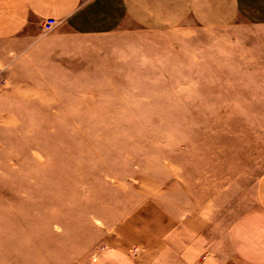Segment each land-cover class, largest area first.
Masks as SVG:
<instances>
[{"label": "rangeland", "instance_id": "374dc122", "mask_svg": "<svg viewBox=\"0 0 264 264\" xmlns=\"http://www.w3.org/2000/svg\"><path fill=\"white\" fill-rule=\"evenodd\" d=\"M30 43L0 51V186L76 264L150 202L224 227L254 206L264 25Z\"/></svg>", "mask_w": 264, "mask_h": 264}, {"label": "crops", "instance_id": "0c3cea01", "mask_svg": "<svg viewBox=\"0 0 264 264\" xmlns=\"http://www.w3.org/2000/svg\"><path fill=\"white\" fill-rule=\"evenodd\" d=\"M46 19L57 22L48 36L41 34ZM237 23L263 26L264 0H0V51L21 37L30 39L29 51L45 38L88 41L121 33L134 38ZM9 192L0 186V264H76L71 242L70 249L69 240L60 248L52 225L28 219ZM147 209L144 219L87 249L79 264H264V170L255 182L254 206L227 227L213 208L178 213L150 202Z\"/></svg>", "mask_w": 264, "mask_h": 264}, {"label": "built area", "instance_id": "2783aa9c", "mask_svg": "<svg viewBox=\"0 0 264 264\" xmlns=\"http://www.w3.org/2000/svg\"><path fill=\"white\" fill-rule=\"evenodd\" d=\"M57 24L56 20L54 19H46L43 21L42 23V29L45 31V32H49L51 31Z\"/></svg>", "mask_w": 264, "mask_h": 264}]
</instances>
